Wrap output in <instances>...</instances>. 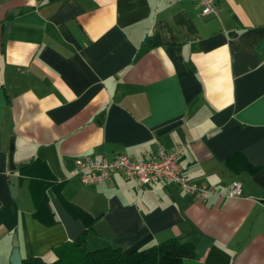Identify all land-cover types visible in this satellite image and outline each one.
Segmentation results:
<instances>
[{"label": "crops", "instance_id": "0c3cea01", "mask_svg": "<svg viewBox=\"0 0 264 264\" xmlns=\"http://www.w3.org/2000/svg\"><path fill=\"white\" fill-rule=\"evenodd\" d=\"M215 1L0 0V264L14 235L22 261L50 262L86 230L124 252L189 243L181 264H264V0ZM177 144L186 178L242 194L74 171Z\"/></svg>", "mask_w": 264, "mask_h": 264}, {"label": "built area", "instance_id": "2783aa9c", "mask_svg": "<svg viewBox=\"0 0 264 264\" xmlns=\"http://www.w3.org/2000/svg\"><path fill=\"white\" fill-rule=\"evenodd\" d=\"M201 15L216 14L218 11L215 0H197ZM183 145L177 144L170 149L157 150L155 158L149 160H131L127 155L119 153L111 159L82 155L74 160V171L82 183L91 184L110 180L114 174L120 173L128 179H135L141 185L161 182L174 184L180 189L203 199L207 194H215L232 198L242 194L240 181L233 180L230 188L223 193L212 186L200 185L189 180L182 173L179 158Z\"/></svg>", "mask_w": 264, "mask_h": 264}, {"label": "trees", "instance_id": "16d2710c", "mask_svg": "<svg viewBox=\"0 0 264 264\" xmlns=\"http://www.w3.org/2000/svg\"><path fill=\"white\" fill-rule=\"evenodd\" d=\"M55 254V259L50 262L41 257H30L22 264H181L183 259L193 257V248L189 243L169 239L144 249L124 252L109 243L97 241L94 232L86 230L76 240L57 249Z\"/></svg>", "mask_w": 264, "mask_h": 264}, {"label": "water", "instance_id": "95a60500", "mask_svg": "<svg viewBox=\"0 0 264 264\" xmlns=\"http://www.w3.org/2000/svg\"><path fill=\"white\" fill-rule=\"evenodd\" d=\"M13 141L11 140L9 145H8V151H7V158H8V169L10 171H13L15 169L13 160H12V155H13ZM16 189H17V178L15 176H12L10 178V192L12 197L14 198L16 195ZM12 245H13V251L10 257V263L11 264H22V258L19 253L18 249V241L16 240V236H13L12 240Z\"/></svg>", "mask_w": 264, "mask_h": 264}, {"label": "rangeland", "instance_id": "374dc122", "mask_svg": "<svg viewBox=\"0 0 264 264\" xmlns=\"http://www.w3.org/2000/svg\"><path fill=\"white\" fill-rule=\"evenodd\" d=\"M186 259H190V258H185V259H183V261L186 260ZM183 261H182V262H183Z\"/></svg>", "mask_w": 264, "mask_h": 264}]
</instances>
